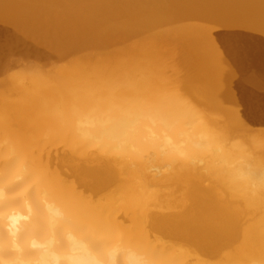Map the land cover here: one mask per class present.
I'll use <instances>...</instances> for the list:
<instances>
[{
  "label": "bare ground",
  "instance_id": "bare-ground-1",
  "mask_svg": "<svg viewBox=\"0 0 264 264\" xmlns=\"http://www.w3.org/2000/svg\"><path fill=\"white\" fill-rule=\"evenodd\" d=\"M70 1L0 0V21L24 10L50 13ZM126 1L125 7H116L112 0H80L91 30L86 35L91 49L79 48L78 57H65L68 63L62 62L63 67L55 63L43 71L28 65L31 71L9 77L8 99L0 103V141H10L27 158L78 225L122 235L151 254L155 264H264V136H234L220 125L223 118L200 109L197 103L203 107L202 100L213 99V88L204 87L206 83L196 87L193 80L190 84L189 79L197 78L201 70L192 74L196 65L190 61V73L189 57L182 56L185 47L196 49L200 23L250 25L262 20L259 32L264 33V0ZM109 23L114 26L109 28ZM152 24L156 26L143 38L135 37ZM220 29L217 34L223 33L222 37L236 32ZM124 33L129 36L124 38ZM249 34L240 36L246 41ZM79 38L74 33L68 40ZM253 46L251 42L239 52L225 50L232 59L243 54L249 63L258 62L264 44L257 50ZM227 57L219 62L220 74L233 77L237 66ZM204 59L201 64L207 63ZM214 63L215 57L210 64ZM181 68L188 71L189 82H183ZM198 120L215 130L221 149L208 152L193 147V155L203 164L176 165L164 175L155 168L149 171L159 165L158 141L152 134L180 131ZM81 121L91 123L92 139L81 137Z\"/></svg>",
  "mask_w": 264,
  "mask_h": 264
},
{
  "label": "clouds",
  "instance_id": "clouds-1",
  "mask_svg": "<svg viewBox=\"0 0 264 264\" xmlns=\"http://www.w3.org/2000/svg\"><path fill=\"white\" fill-rule=\"evenodd\" d=\"M88 121L78 124L84 140L92 139ZM158 141L160 175L176 165L203 160L192 148L221 149L218 134L203 121L182 130L153 133ZM0 264H155L143 247L122 235L78 225L44 186L27 158L7 140L0 141Z\"/></svg>",
  "mask_w": 264,
  "mask_h": 264
},
{
  "label": "rangeland",
  "instance_id": "rangeland-1",
  "mask_svg": "<svg viewBox=\"0 0 264 264\" xmlns=\"http://www.w3.org/2000/svg\"><path fill=\"white\" fill-rule=\"evenodd\" d=\"M75 1V2H74ZM114 2V6L116 7H125L128 3V1L126 0H120L119 2L116 1V0H112ZM117 3H116V2ZM126 1V2H124ZM77 2H80V0H72L66 4H63L61 5V7L57 8L56 10H53L52 12L48 13V12H33L32 10H24L23 12H18L16 14H14L13 16H11L9 19H6V20H2L0 21V92L1 93H4V94H1L0 93V103L3 102V101H6V99H8L7 97V91H8V88H9V79L11 77H17L19 74H23V73H26V72H29L31 71V68H29V66L31 67H40V69H42L43 71L45 70H49V67L51 66L50 64H57V66L59 67H63L64 65H62L63 63H68L67 60H70L72 57H75L76 55V58L78 57V54H76L79 50V48H85L87 50H89V48L91 49L92 47V43L90 44V42H88V40L86 39V35H88L87 33H90V26L86 23V16L84 15V13L82 12V4L81 2L79 5ZM73 3V4H71ZM123 3V4H122ZM68 4V6H67ZM78 4V5H76ZM119 4V5H118ZM65 6V7H64ZM67 6V8H66ZM81 9V10H80ZM22 14V15H21ZM81 15H83V17H81ZM17 16V17H15ZM16 18V19H15ZM19 19V20H18ZM69 19V20H68ZM13 21V22H12ZM258 21H259V25H258ZM10 22V24H8ZM44 22V23H43ZM74 22L73 25H71V23ZM263 21L261 20H254L251 22H249V24L251 25H248V24H241V23H224V25L222 23H219V24H216V25H212L211 22H206V23H200V26L198 25V32L196 35H198V37L196 36L197 40H198V45L197 47L199 46V51L201 50V52L198 51V48L196 47V49H190V48H187L185 47L184 50L186 51H182V56L184 54V57L188 59L189 57V62H188V67L185 66V69L189 70L190 72V67L192 68L194 65H196L195 69L192 68L191 72H195V73H192L194 75H196V73H198V69H200L201 71H204V72H199L198 73V77H194V78H188L187 77V73L188 71L184 68H181L182 71H180L181 69H179V73H181L184 77H182V79L185 80L183 81L185 83L186 82H189L190 80V84H191V81H192V85H196V87H199L197 85H200L202 88L203 86L205 85V83L207 85H205L204 87H208L211 88L213 91H212V94L210 93L211 97L213 99V102H210L211 100H208L209 101V105L207 104V101L206 103H204V101L202 100L203 102V107H201V104L197 103L198 107H200V109L204 108L203 111H208L210 112V115L213 116V117H220L225 119V120H220V125H222L223 128H226L229 132L232 133V135L234 136H237V137H245V138H248V139H253L252 137L254 138H257L256 136H259L260 138V135L263 137L264 135V80H262L264 78V56H263V53L262 50L261 53L262 55H258L259 57L257 58H260V61H255L253 59H251V62L249 63L250 60L246 59L245 56L242 54V56H240V59H239V56L238 58L237 57H234L232 59V56L229 55V53H231L229 51H226L225 48H233L235 49V51L239 52V50H241L240 48H244L245 45L247 44H251V42L255 45V47L253 46L252 49L254 50H257V49H260V45H263L264 43V33L261 31L262 30V26H263ZM5 23V24H4ZM25 27L24 26V24ZM37 23V24H36ZM43 23V24H42ZM16 24V25H15ZM36 24V25H35ZM66 24V25H65ZM227 24V25H226ZM231 24V25H230ZM234 24V25H233ZM236 24V25H235ZM238 24L241 26V27H244L242 28L241 30V27H237ZM7 25V26H5ZM9 25V27H8ZM31 25V26H30ZM108 27L112 28V25L111 23L107 24ZM107 25H105L103 28H108ZM224 26V29L225 31H227L228 29L231 30V28L236 31L234 32L233 36L236 38H234L233 36H230V35H224L223 36V33H219L217 34V32L219 30H221L220 28H223ZM230 25V26H229ZM245 25V26H244ZM255 25V26H253ZM2 26V27H1ZM11 26V27H10ZM17 26V28H16ZM36 28H35V27ZM114 26V25H113ZM154 26H156V24H152V25H149V29H147L148 27L146 28H142L140 31L137 32V34H135V37L136 38H143L146 31L150 30L151 28H153ZM204 26V27H203ZM207 26V27H205ZM215 26V27H214ZM220 26V27H219ZM248 26V27H247ZM250 26V29L252 31H250V29H248ZM253 26V27H252ZM258 26V27H257ZM8 27V28H7ZM14 27V28H13ZM19 27V28H18ZM25 27V29H24ZM89 27V28H88ZM219 27V28H218ZM228 27V28H227ZM246 27V28H245ZM254 27L255 30L254 31ZM4 28H6L4 30ZM30 28V30H29ZM34 28V29H33ZM38 28V29H37ZM207 28V29H206ZM235 28V29H234ZM261 28L260 32H259V29ZM9 29V30H8ZM16 29V30H15ZM147 29V30H146ZM219 29V30H218ZM227 29V30H226ZM239 29V30H238ZM3 32H2V31ZM12 30V32H11ZM14 30V31H13ZM21 30V31H20ZM36 30V31H34ZM104 30V29H103ZM145 30V31H144ZM207 30V31H206ZM210 30V31H209ZM7 31V32H6ZM16 31V32H15ZM30 31V32H28ZM203 31V33H202ZM224 31V32H225ZM241 31H243L241 33ZM247 31V32H246ZM253 31L255 34H253ZM10 32V33H9ZM206 32V33H205ZM250 32V34H249ZM252 32V33H251ZM77 33L80 38L77 39V41L75 40L74 42H71L69 39V36L70 35H73V34ZM84 33V34H83ZM201 33L203 35H201ZM205 33V34H204ZM215 33V34H214ZM238 33V34H237ZM249 34V37H246L245 39H247L246 41L242 39L241 36L245 37V34L248 35ZM259 33V35H257ZM262 33V34H261ZM210 34V35H209ZM241 34V36H240ZM66 35V36H65ZM128 34H123V37L126 38L128 37L127 36ZM201 35V36H200ZM205 35V36H204ZM238 35V36H236ZM262 35V36H261ZM82 36V37H81ZM139 36V37H138ZM212 38H211V37ZM215 36V37H213ZM253 38H252V37ZM259 38H257V37ZM6 39H5V38ZM63 37V38H62ZM67 37V38H66ZM208 37V38H207ZM221 37V40L218 39ZM227 37L229 38V40L227 39ZM262 37V38H261ZM34 38V39H33ZM199 38V39H198ZM205 38V39H204ZM218 40H217V39ZM224 38V39H223ZM254 38H256V41ZM249 39V40H248ZM4 40V41H3ZM202 40V41H201ZM213 40L212 42H210V45L208 46L209 44V41ZM223 40V41H222ZM225 40V42H224ZM227 40V41H226ZM233 40H235L233 42ZM253 40V41H251ZM204 41V42H203ZM221 41V42H220ZM238 41V42H237ZM251 41V42H250ZM259 41H262V42H259ZM28 42V43H27ZM33 42V43H32ZM215 42L217 43V45H215ZM220 42V43H219ZM228 42V44H227ZM241 42V43H240ZM243 42V43H242ZM250 42V43H249ZM255 42V43H254ZM257 42L259 43V45L257 44ZM230 43V45H229ZM261 43V44H260ZM263 43V44H262ZM220 44V45H219ZM222 44V46H221ZM238 44V45H237ZM242 44V45H241ZM257 44V45H256ZM31 45V46H30ZM38 45V46H37ZM202 45V47H201ZM213 47H210L212 46ZM225 45H227L225 47ZM233 45V46H232ZM220 48H218V47ZM236 46H237V49H236ZM3 47V48H2ZM14 47V48H13ZM40 47V49H39ZM49 47V48H48ZM209 47V48H208ZM222 47V48H221ZM205 48V49H204ZM216 48V49H215ZM218 48V49H217ZM3 51H2V50ZM211 49V50H210ZM213 49V50H212ZM239 49V50H238ZM264 49V47H263ZM10 50V51H9ZM203 51V52H202ZM208 51V52H207ZM211 51V52H209ZM214 51V52H213ZM220 51V52H219ZM242 51V50H241ZM240 51V52H241ZM75 52V54H74ZM187 54H186V53ZM189 52V53H188ZM196 52V54L194 53ZM206 52V53H205ZM222 52L225 54L222 55ZM3 53V54H2ZM198 53L200 55H198ZM211 53H212V56H211ZM219 53V54H218ZM221 53V54H220ZM186 54V56H185ZM215 54H217L220 58H218V56ZM228 54V55H227ZM188 55V56H187ZM226 55V56H225ZM49 56V57H48ZM71 56V57H70ZM195 56V57H194ZM203 56V57H202ZM209 56V58H208ZM228 56V57H227ZM230 56V57H229ZM262 56V57H261ZM3 57V58H2ZM67 60H66V58ZM70 57V59H68ZM194 57V58H193ZM205 57V59H204ZM215 57V63L214 64H217L214 65V64H210L211 61L214 59ZM225 57L227 58H231L230 60V64L234 67L237 68V71L233 73V77H230L228 75H224V74H220V68H219V62L221 61V59H224ZM245 59H243V58ZM90 58V57H89ZM208 58V59H207ZM218 61H217V59ZM248 58V57H247ZM191 59V60H190ZM204 59V62L206 61L207 63L204 64L199 61V60H202ZM210 59V60H209ZM246 61L243 63V60ZM250 59V58H249ZM52 60V61H51ZM195 60V61H194ZM198 62H197V61ZM254 62H253V61ZM55 61V62H53ZM58 61V63L56 62ZM65 61V62H64ZM190 61H194L193 63V66H191V63ZM210 61V62H209ZM50 62V63H49ZM53 62V63H52ZM61 62V63H60ZM63 62V63H62ZM256 62V63H255ZM263 62V63H262ZM31 63V65H30ZM35 63V64H34ZM49 63V64H48ZM60 63V64H59ZM211 65H209V64ZM237 63V64H236ZM243 63V64H242ZM249 63V64H248ZM252 63V64H251ZM258 63V65H257ZM36 66H34V65ZM55 64V65H56ZM199 64V66H198ZM235 64V65H234ZM246 64V65H245ZM29 65V66H28ZM214 65V66H213ZM240 65V66H239ZM248 65V66H247ZM261 65V66H260ZM213 66V68H212ZM239 66V67H238ZM242 66V67H241ZM244 66V67H243ZM247 66V67H246ZM48 67V68H47ZM187 67V68H186ZM198 67V68H197ZM210 67V68H209ZM241 67V68H240ZM253 69V70H251ZM258 67V68H257ZM263 67V68H262ZM19 68V69H18ZM24 68V69H23ZM29 68V70H27ZM205 68V69H204ZM216 68V69H215ZM18 69V71H17ZM194 69V70H193ZM204 69V70H203ZM214 69V70H213ZM240 69V71H239ZM255 69L257 71H255ZM260 69L262 71L263 69V73L260 74ZM16 70V71H15ZM27 70V71H26ZM217 70V71H216ZM259 70V71H258ZM14 71V72H13ZM208 71V72H207ZM248 75H247V73ZM252 71V73H251ZM183 72V73H182ZM190 72V73H191ZM14 73H17L18 75H15ZM186 73V74H185ZM203 74V75H199V74ZM219 73V74H218ZM242 73V74H241ZM254 73V74H253ZM259 73V74H258ZM12 76H10V75ZM217 74V75H216ZM235 74V75H234ZM258 74V75H257ZM206 75V76H204ZM210 75V76H209ZM214 75V76H213ZM238 75V76H237ZM201 76H203L202 80L201 79ZM220 76V77H219ZM228 76V77H227ZM241 76V77H240ZM244 76V77H243ZM250 76V77H248ZM253 76V77H252ZM256 76V78H255ZM259 76L260 79H259ZM263 76V77H262ZM10 77V78H9ZM206 77V78H205ZM212 77V78H211ZM216 77V78H215ZM186 78H188L189 80H186ZM200 78V79H199ZM221 78V80H220ZM232 82H231V80ZM244 78V79H243ZM250 78V80H249ZM253 78H255V80L257 79L259 82H258V85H256L257 83V80L256 82L253 80ZM198 79V81H197ZM224 79V80H223ZM240 79V80H239ZM248 79V80H247ZM229 80V81H228ZM246 80V81H244ZM197 81V82H196ZM203 82V84L201 85V83ZM205 81H208V82H205ZM217 83H216V82ZM220 81V82H219ZM224 81V83H222ZM235 81V82H233ZM242 82L241 84L238 83V82ZM250 81V83H249ZM7 82V83H5ZM196 82V83H195ZM201 82V83H200ZM214 82V83H213ZM247 82V83H246ZM262 82V83H261ZM213 83V84H212ZM219 83V84H218ZM244 83V85H243ZM253 83V84H251ZM255 83V85H254ZM224 84V85H223ZM226 84V85H225ZM230 84V85H229ZM237 84V85H236ZM251 84V85H250ZM213 85V86H212ZM233 85V86H231ZM240 85V87H239ZM249 85V87L247 86ZM216 88H215V87ZM230 86V87H229ZM236 86V87H235ZM259 86V87H258ZM222 87V89H221ZM251 87V89H250ZM257 87V89H255ZM193 88L196 90L198 88H195V86H193ZM200 88V87H199ZM238 89L237 90H235ZM253 88V89H252ZM260 89V90H259ZM263 89V90H262ZM225 92H224V91ZM259 92H258V91ZM262 90V91H261ZM6 91V92H5ZM214 91L216 92L214 94ZM234 91H236L237 93H235ZM246 93L244 94L243 93ZM249 91V92H248ZM253 91V92H251ZM231 92V93H230ZM233 92V93H232ZM240 93V94H239ZM254 93V94H253ZM263 93V94H262ZM230 94V96H229ZM239 96H238V95ZM244 94V95H243ZM253 94V95H252ZM210 95H209V98H210ZM216 95V96H215ZM218 95V96H217ZM243 95V96H242ZM252 95V96H251ZM257 95L260 96L258 97V99L256 98ZM250 96V97H249ZM255 96V97H254ZM216 97V99H215ZM227 97H229L227 99ZM231 97V98H230ZM241 97V98H240ZM252 97H254V99H252ZM190 98V97H189ZM221 98V99H220ZM234 98V99H233ZM236 98V99H235ZM260 98V99H259ZM238 99V100H237ZM245 99V100H243ZM247 99V100H246ZM256 99V100H255ZM193 100V99H192ZM224 101H226L224 103ZM228 101V102H227ZM243 101V102H242ZM249 101V102H248ZM255 101V102H254ZM261 101V102H260ZM231 102V103H230ZM212 103L214 105H212ZM240 103V105H239ZM207 104V105H205ZM235 104V105H234ZM242 104V105H241ZM253 104V105H252ZM255 104V105H254ZM258 106H257V105ZM246 105V106H245ZM205 106V107H204ZM208 106V107H207ZM211 106V107H210ZM237 106V107H236ZM241 106L243 107V109L241 108ZM247 106H249L250 108H248ZM253 106V107H252ZM261 106V108L259 107ZM263 106V107H262ZM222 107V108H221ZM234 107V108H233ZM239 107V108H238ZM256 109H255V108ZM211 108V109H210ZM248 110H246V109ZM252 108V109H251ZM259 108V109H258ZM209 109V110H207ZM224 109V110H223ZM251 109V110H250ZM259 113H258V111ZM232 110V112H231ZM239 110V111H238ZM262 110V111H261ZM242 111V112H241ZM250 111V113H249ZM208 112H205L207 114H209ZM213 112V113H211ZM221 112V113H220ZM225 114H224V113ZM235 112V113H234ZM244 112V114H243ZM246 112V114H245ZM261 112V114H260ZM263 112V114H262ZM240 113V114H239ZM258 113V114H257ZM232 114V115H231ZM255 114V115H254ZM228 115V116H227ZM237 115V117H236ZM222 116V117H221ZM234 116V117H233ZM240 116V118H239ZM261 116V117H260ZM256 117V119H255ZM263 117V118H262ZM239 118V119H238ZM243 118V119H242ZM247 118V119H246ZM254 118V119H253ZM228 122H227V121ZM233 120V122H232ZM224 121H225V124H224ZM231 121V122H230ZM254 121V122H253ZM241 122V123H240ZM237 123V125H236ZM244 123V124H243ZM258 123V124H257ZM234 124V126H233ZM258 126H257V125ZM227 125V126H226ZM231 125V126H230ZM250 125V126H248ZM237 126V127H235ZM244 126V127H243ZM253 126H256L253 127ZM262 126V127H261ZM238 128V129H236ZM242 128V129H241ZM231 129V131H230ZM248 129V130H247ZM251 129V130H250ZM259 129V130H258ZM261 129V131H260ZM234 130V131H233ZM259 131V132H258ZM238 132V133H237ZM242 132V133H241ZM249 132V133H248ZM235 133V134H234ZM259 135H258V134ZM245 134V135H244ZM248 134V135H247ZM240 135V136H239ZM243 135V136H242ZM253 135V136H251ZM248 136V137H247ZM261 137V138H262Z\"/></svg>",
  "mask_w": 264,
  "mask_h": 264
}]
</instances>
